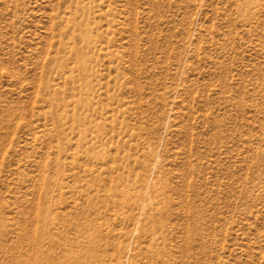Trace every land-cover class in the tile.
<instances>
[{
	"label": "rangeland",
	"instance_id": "obj_1",
	"mask_svg": "<svg viewBox=\"0 0 264 264\" xmlns=\"http://www.w3.org/2000/svg\"><path fill=\"white\" fill-rule=\"evenodd\" d=\"M59 140L75 165L39 241ZM103 151L124 177L117 206L98 179ZM160 221L164 239L145 233ZM40 257L264 264V0H0V264Z\"/></svg>",
	"mask_w": 264,
	"mask_h": 264
},
{
	"label": "bare ground",
	"instance_id": "obj_2",
	"mask_svg": "<svg viewBox=\"0 0 264 264\" xmlns=\"http://www.w3.org/2000/svg\"><path fill=\"white\" fill-rule=\"evenodd\" d=\"M77 57H78V64H77V69L76 70L78 72L82 73L83 76H82L81 80L79 81V85H77V87H76V89H78L77 100H76L77 101V106H78V111L76 113L72 114L71 122H72V127L74 129H76L77 132H78V143H77V146H78V148L82 149V148H85L84 145H85L86 133L84 131V128H85L84 125H85V120H86L85 119L86 118L85 117V111L88 109L87 95H88L89 87L87 85H85L84 80H83L85 78L86 71H87L86 61L81 56L80 52L77 53ZM76 89H75V87H72L71 95L75 96V92L74 91ZM64 144H66V143H63V145H62V142L60 140L58 141L57 146H56V153H55V165L53 166L52 175L48 176L47 180H45V181H43L41 183V192H40V195H39V198H38V202H37L38 206H39V210L37 211L38 212V223H39L38 225H39V227H38V231H37V235L36 236H37V239L39 241H40V239L42 240V238H44V237L48 238V236H49L48 235V232H49L48 230L50 229L49 225H51L52 222L56 221V219L53 221V218H54L53 215L55 213L53 212V210H52L53 208H51V205H53V203L55 202V200L58 197H59L58 201H60L59 199H60V197L62 198V195L61 196L60 195L57 196L58 194L56 195L55 191L56 192L57 191H62L64 186L65 185L67 186V182L65 181L66 180L65 179V172L67 170H70L75 165V162L67 161V156H66L67 155L66 154L67 153V146L65 147ZM87 150L88 149H86V151ZM99 165L100 166H99V172H98V176H99L98 179L101 182L100 186H102V189L104 191H107L106 196L112 202V205L113 206H117L124 199L122 191L119 194V190H118V182L117 181L121 177H120V174L116 172V170L118 169L119 164L116 163V159L115 158L110 159L109 156L106 155V153L103 151L102 155L100 156ZM72 175H74V174H72ZM122 178H124V177H122ZM108 180H109V184L107 183ZM165 185H166L165 182L159 181V189L160 190H159V192L157 193V196H156L157 204H159V200H160V195L159 194H161V196H162V193L165 191V188H166ZM91 196H93V195H91ZM89 202L91 203V201H89ZM94 211H95L94 219L93 218H89L88 219V217H87L88 220L86 221V225H85L88 235L91 238L92 237L94 238L92 241H94L96 236H97L98 230H97L96 224H97V220L99 219V215L101 213L99 207L94 209ZM165 227H166V224L163 221L162 222L160 221L155 226H153L151 228H147V229L144 228V229L146 230L145 233L148 234V235H150L154 231L155 232L160 231V233L158 232V234H160V237L162 236L161 238L164 239ZM51 235H50V237H51ZM95 242L96 241H94V243ZM161 252H162V250L160 251L158 249V250H156V252L154 254L161 255V254H163V252L162 253ZM49 262H47V264L51 263V262L50 263ZM37 264H45L42 261V257L38 258Z\"/></svg>",
	"mask_w": 264,
	"mask_h": 264
}]
</instances>
